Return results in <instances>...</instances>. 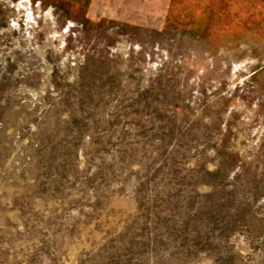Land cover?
Masks as SVG:
<instances>
[{
	"label": "rangeland",
	"instance_id": "rangeland-1",
	"mask_svg": "<svg viewBox=\"0 0 264 264\" xmlns=\"http://www.w3.org/2000/svg\"><path fill=\"white\" fill-rule=\"evenodd\" d=\"M0 264H264V0H0Z\"/></svg>",
	"mask_w": 264,
	"mask_h": 264
}]
</instances>
